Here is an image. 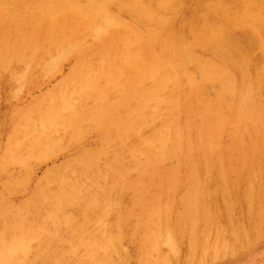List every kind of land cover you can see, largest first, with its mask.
<instances>
[{
    "label": "bare ground",
    "instance_id": "6f19581e",
    "mask_svg": "<svg viewBox=\"0 0 264 264\" xmlns=\"http://www.w3.org/2000/svg\"><path fill=\"white\" fill-rule=\"evenodd\" d=\"M63 60L0 120V264H219L263 239L264 0H0V107Z\"/></svg>",
    "mask_w": 264,
    "mask_h": 264
},
{
    "label": "rangeland",
    "instance_id": "374dc122",
    "mask_svg": "<svg viewBox=\"0 0 264 264\" xmlns=\"http://www.w3.org/2000/svg\"><path fill=\"white\" fill-rule=\"evenodd\" d=\"M91 65H94V64H91ZM108 66L109 67L106 69L100 62H98V63H95L94 68L106 69V71H108V74H110V75L108 78H105V76L102 77L103 82L106 83L108 81V79H111L112 80L111 83L114 84V82H115L114 77H111V76L118 74V71L113 66V64L112 65L108 64ZM71 68H72V62L70 60H63L62 62H60L56 71L53 72L49 78L44 79L43 82L38 84L37 87L34 88L31 92H27L24 90L18 92L17 86H13L10 90H12L16 94V96H18V97L16 98L15 102H13V98H12V100H11L12 102L8 105L6 104L7 108H5V105H4V103L6 102V99H5V97H2V99H1L2 103H1V107H0V120L3 117V115L6 112H8V110L11 112L17 108H21V107L27 105L28 102H30L33 98L40 97L43 94H44V96L50 94L54 87L59 86V85L64 83V78L68 74V72L70 71ZM104 83H101L100 85H104ZM113 84H110V86L111 85L113 86ZM93 85H97V84L93 83ZM0 93H1V91H0ZM103 93L105 94V96L102 95L103 98L100 99L99 101L106 100L109 103H112L114 105L116 104L118 96H119L118 92H116V89L107 88L106 90L103 91ZM91 96L93 97V94ZM73 97H74V99H72V100H73L74 104L76 105V103H78L80 101V91H75L73 94ZM86 124H87V121L84 122V126ZM87 127L89 128L90 125H87ZM42 131H43V128L38 123L37 126L31 128L30 132L26 131V133H24L20 137L23 139H26L29 136V138H31L35 135V133L39 134V133H42ZM3 135L6 136V133H4ZM18 141H19V138H18ZM95 142H96V140L94 138H92L88 141V143L94 148L96 147ZM111 146H113V149L115 151V149L119 148L120 145H119L117 140L112 142V144L108 148L110 153H111ZM63 161H64L63 154L58 153V154H55V156H53L52 158L47 159L44 163L40 164L38 166L37 170L35 171L34 175L31 177V181L29 184L30 188H33L35 186V184L38 182V180L41 178V176L44 174V172L47 168H50L53 165H59ZM17 198L19 199V202L23 201V200H21L22 199L21 196H18ZM113 224H114V222L110 221L108 223V227L110 228ZM50 231L55 232V228H51ZM61 232H62V230L59 229L60 234H61ZM226 233L227 232H224L225 239H226ZM60 234L55 238L54 245L58 242L57 238L60 236ZM93 242L100 243L101 240H99V237H96V238H93ZM165 248H166L165 251H167V247H164V249ZM210 258H211L210 255H206L205 259L209 260ZM173 262H174V258L169 257L167 264H174ZM112 263L113 264H124V261L119 260L117 258V256L115 254H113L112 255ZM128 264H132V263L129 262ZM208 264H211V263H208ZM219 264H264V237L254 247L251 248L250 252H246V253H244L238 257L232 258V259L226 256L224 262L219 263Z\"/></svg>",
    "mask_w": 264,
    "mask_h": 264
}]
</instances>
